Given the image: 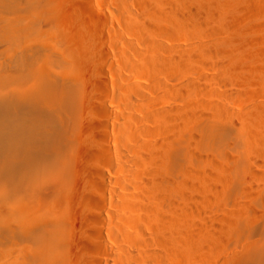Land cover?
I'll use <instances>...</instances> for the list:
<instances>
[{
	"label": "bare ground",
	"instance_id": "obj_1",
	"mask_svg": "<svg viewBox=\"0 0 264 264\" xmlns=\"http://www.w3.org/2000/svg\"><path fill=\"white\" fill-rule=\"evenodd\" d=\"M129 1L120 0L126 15L132 13ZM254 1H250L255 4L252 9L259 12L264 6V0ZM141 2L144 3L141 4L144 16L160 10L159 4L164 6H161L164 25H159H163L166 36L174 39L190 27L197 29L200 36L208 31L210 35V30L213 29L214 34L215 30L224 35L232 33V21L228 20V15L232 12L228 5L231 0H153L158 5L150 0ZM155 6H158L156 11L152 9ZM250 13L252 15L254 11ZM131 17L128 18L131 26L143 32L145 23L138 16ZM157 23L155 27H158ZM130 24L128 28H131ZM51 25L52 0H0V175L9 176L0 183V264H190L193 257L206 259L203 260L206 263L207 258L211 259L209 255L212 254V249L219 246L221 248L227 235L234 237L232 240L239 238L243 242L226 264H264V211L259 213V208L264 206V103L235 110L229 101L234 98L239 100L247 94L239 89L240 93L228 89L231 77L237 69L233 66L232 58L246 53L254 55L258 47L250 45L245 37H240L238 46L233 48L228 45L227 49L230 50L232 58L226 60L227 62L217 60L218 62L212 64L207 57L215 53V46L207 44L209 41L193 45L190 53H186L184 49L182 52L180 45L179 53L171 49L167 52L170 57L165 59L161 58L164 53L161 48L165 44L164 40L160 39L163 41L160 45L159 38L154 40L157 43L152 42L153 39L141 42L144 46L143 53L145 47L153 51L150 57L144 54L145 57L139 56L141 59L138 57L140 60H135V64L142 69L147 65L155 68V71L164 65L181 68L182 64L186 65L195 55L197 59L199 55L200 59L206 57L204 60L211 65L205 63L206 61L203 65L206 69L213 67L216 70L214 77L213 73L210 77L207 76L209 72H199V66L192 64V69L189 67V70L196 69L197 77L190 78L189 75L190 79L185 82L186 75L183 78L184 84H175L176 88L170 87L171 85L159 78H154V81L157 79L155 85L161 95L183 92L185 89V93L202 92L209 100L202 98L203 101H200L197 97L198 100L191 98L186 104L185 100L184 107L157 106L141 83L126 86V94L123 93L126 99L122 105L129 111L133 106L138 107V110L137 114L129 116L128 123L122 129L121 138L126 142L120 156L127 161V165L121 166L124 180L110 179L108 173L100 168L98 160L95 159L96 155L92 156L95 160L91 159L88 167V178L94 185L90 186L101 196L115 195L119 200L114 204H118L121 210L117 211L121 230L103 235L105 226L101 215L106 211L75 212L81 224H72L71 232L74 231L73 235L76 232L79 236V241L74 246L69 225L74 221L69 220L68 223L65 212L52 211L47 203L56 201L65 186L66 176L61 157L66 148L61 147L59 133L52 131L48 134L47 130L46 135H40L39 130H44L41 122L43 120L35 109L36 100L46 101L47 94L56 96L60 93L57 81L60 78L50 74L53 71L50 65H60L61 58L59 41L50 38ZM159 28L158 30L161 29ZM219 37L223 38L222 35ZM226 39V44L233 40L232 36ZM141 45L138 46L140 50L143 48ZM172 45L171 47H176ZM161 51V56L156 53ZM103 53L101 55L105 57L106 54ZM170 69L171 67L168 70ZM101 108L103 114H109L115 119L128 117L115 115L105 106ZM56 116L60 118L58 109ZM132 121H136L138 126L131 128ZM103 123V128H107L106 122ZM152 123L162 124L163 129L171 133V137L165 135L167 138L163 139V136L159 141L151 138L153 129H156V126L150 129L149 125ZM28 157L37 158L39 167H28ZM100 159H104L101 162L106 168H111L112 158ZM48 166L53 167L50 174L46 171ZM16 168L22 169L20 175L10 177V173ZM254 180L259 184L255 186ZM256 193L258 198L253 199L251 211H237L234 216L229 215L227 221L220 219V224L216 222V217H210V220L215 219L219 225L211 221L197 222L190 218L194 211L196 214L205 211L210 201L220 207L223 200L234 204L242 196L255 197ZM90 199V203L94 205L92 208L103 207L102 198L94 195ZM144 199L149 200L147 205L144 204ZM160 200L168 203L166 211L161 209L164 201L159 206ZM109 214L115 216L113 212ZM246 238L253 239L247 242Z\"/></svg>",
	"mask_w": 264,
	"mask_h": 264
},
{
	"label": "rangeland",
	"instance_id": "obj_2",
	"mask_svg": "<svg viewBox=\"0 0 264 264\" xmlns=\"http://www.w3.org/2000/svg\"><path fill=\"white\" fill-rule=\"evenodd\" d=\"M150 1L151 3L156 4L155 2H153V0H150ZM250 1H254V0H248V1L247 0H231L230 2L231 4L230 3L228 4L230 5L229 9H232V12L229 13L228 15V20L232 21L231 22L232 23L231 24L232 33H230V35L229 34L224 35V33L218 32L217 30H215V34H214L213 32L214 29H213V30H210L211 36L208 34L209 33L208 31V33H205L207 34V36L205 37V34L203 36H200V34H198L197 29H193L192 27H190L189 30L187 29L185 32L183 31L182 33H180L181 35L180 34L176 35L174 39L173 37H170L168 35L166 36V33L164 32L162 28V26L164 25L163 16H161L162 7H164L162 4H159L160 10H157V11L155 10V9H158V6H155L156 8H152L153 10L156 11V13L152 12L151 15L144 16L142 15V11H141L143 8V5L141 4H144V3H142L141 0L140 1L130 0L129 1L130 3L128 2L127 3L128 5L130 4L129 8L132 13H128L127 14L128 17H127V15L124 13L125 10H123L121 6L120 0H90V1L52 0V25H51L52 31L50 34V38L52 40L59 41L60 48H61V58H60V65L58 66L50 65L51 70H53V71H50V74L55 78H60V79H57L58 84L60 85L59 87L60 93L56 96L52 94H47L48 96H47L46 101L36 100L35 109L37 110L39 117L43 120L41 121L40 119L44 127L43 131L39 130L40 135L41 134L46 135L47 130H48V134H50L52 131L57 132L59 133L58 134L60 137L59 142L61 144L62 149L66 148V151L61 157V162L64 165V168H63L64 175L66 176L65 186L63 187V190L56 201L52 200L47 203H48V207L52 211L65 212V214H67L69 217V218L67 217L68 223H70L69 220L74 221L69 224L71 227L70 234H72L71 236H73L72 243L74 246L75 244L78 243L77 241H79V236L76 232H75V235H73L74 231L73 233L71 232V230L73 229L72 224L77 223L78 226H80L81 224L80 220H77L75 212L91 211V210L92 211H106V212H103L101 215L102 218L104 219L103 224L105 226V231L103 235L106 236V233L108 232L117 233V232H120L121 230L120 225H118L119 222L121 221L118 216L119 214L117 213V211H121V210L119 209L118 204H117L118 206L114 204L118 202L119 200L117 199L115 195L114 196L116 198H113L114 196L111 197L108 194L101 196V194H99L98 192H96V190H94L95 188L92 187L94 185L90 182L88 178L89 173H90L88 167H89V163L91 159L92 160L97 159L99 162L100 168L105 170L108 173L107 175H109L110 179H112L113 181L114 180L122 181L123 179V174H122L123 172L121 170V166L127 165V161L120 156V151L123 152L124 145L126 142L121 138L122 129L125 126V123H128L127 121L129 120V116H132L133 114H137V110H138V107L133 106V108L129 111L126 107L122 105V102H124V100L126 99V98L124 99L125 96H123L126 94V92H124L125 88H127L126 86L128 85L131 86L132 84L135 85V84L141 83L146 89L145 92L146 91H147L146 93L149 92L148 93L149 98L154 99L155 100L154 102L157 106L167 105L166 107H172V106L173 107H177V106L184 107L183 104L185 100H186L185 101V104H186V102L189 99L191 98L197 99V97L198 99H200V101H203V99L209 100V98L203 95L202 92L201 94L199 91L198 92L188 91V93H185L184 92L186 91L185 89H183V92L176 91L172 94H166V95L164 94L166 96L164 97V95H161L159 91L156 89L155 82H157V79L159 78L160 80H163L164 83L169 84V86L171 85L170 87L173 86L174 88H176V86H174L175 84L176 85L177 84L179 85L180 83L184 84L183 78H185L186 75L187 77L186 79H184L185 82L188 81L191 77L198 75L197 74L198 72L196 71V69L195 71L194 69L193 71H191L192 64H193L192 66H196V67L199 66L198 68L200 69L199 72L200 71H202V73L209 72L210 75L207 73V76L212 77V75L214 74L213 75L214 77L216 74L215 72L216 70L214 71L213 67L211 66H210L211 69L210 68L206 69L203 63L205 61H206L205 63H208V61L209 62L211 61L212 64H214V62L215 63L218 62L217 60L227 62L226 60H228L229 58H232L231 54L229 53L230 50L227 49L229 47L228 45L230 44V46H233L234 48L235 46H238L240 42L239 38L245 37L246 38L245 41L248 42L249 40L250 45L253 44L255 48L258 47L257 48L258 50L254 55H250L246 53V54L237 55V57L232 58L234 60L233 66L236 67L237 69L235 70V73L231 77V83H230L231 85L228 86L230 87L228 89L230 91L232 90L233 92L237 90L236 92L240 93L238 92V89H239V91H242L243 93L245 92L247 95L239 100L234 98L229 101V104L235 110H243L244 108L246 109L250 106H259L264 103V14H263L264 6L263 8L260 9L259 11L261 12L260 14L258 11L255 12V10L252 9L254 8L256 4L255 1H254L255 4H252ZM247 3L249 5L251 4L252 6L251 5L249 6ZM245 4H247L250 8ZM246 8H248L249 10L248 9L245 10ZM250 12H252L253 14L250 15L251 14ZM129 14H130V17L132 15L135 17L136 16L140 17V18L138 17L136 18H138L140 21H143L146 24V25L144 24V26H146L145 28L146 30L144 29L143 32L140 30L141 31L140 32L139 30L137 31V28L135 29V27H132L131 24L129 23V19H130ZM145 20H147L148 22ZM157 21L159 22L157 23ZM143 22H141L142 25H143ZM127 23L130 24L131 28H128L129 24L127 25ZM156 23L158 24V27L156 26L157 29L155 27ZM159 24H163V25L161 26ZM149 26H152L153 28L152 27L150 28ZM159 26L161 29L159 28ZM249 27L250 28L252 27V28L250 29ZM158 28L162 30L164 33L158 30ZM155 29H156V32H155ZM248 29L250 31H248ZM139 33L141 34V36H139L140 35ZM221 35L223 36V38L219 37ZM230 36H232L233 40L232 42H229L228 44H226L225 40H227L226 38ZM212 37L213 39H211ZM215 38L217 40H215ZM156 39L159 40V42L157 41L158 45H160V43L163 42V41H160V39L165 41L164 45L166 46L161 45V48H163L164 53L162 51L160 53L156 52L157 54H160V56L162 53L166 55V56H163L162 54L161 58H164V59L167 57H170V54L167 52L171 49L172 51H175L177 53H179L181 50L183 52V49L185 50L186 53L187 52L190 53L192 52L195 44L198 45L200 44V42L203 43V41H204V44L209 41L207 44L213 47L215 46L214 47L215 53H213L214 55L212 54L211 57H207L210 59L212 58L211 60L208 59V61L204 60V58L207 59L206 57H201L200 59L199 58L200 55H199L197 59V55H195L196 58L195 56L193 57V59L191 58V61L186 63V65L182 64L183 68L182 67L176 68V67H172L168 65H164V67L163 66L160 67V69L157 71H155L156 69L150 67L149 65H147L144 68L145 70L142 68H139L135 64L137 62L135 60H138L142 56L145 57V55L146 57H150V53L151 55L153 54V51H151L150 48L148 49L146 47L143 53L142 50L144 49V46L143 44L141 45V42H144V40H148V41L152 40V42L157 43L156 41H154ZM250 39H252L251 42H250ZM180 41L182 44L180 43ZM195 41H198V42L194 43ZM137 42H139L140 43L139 45L143 47L141 50L138 47L139 45ZM168 42L170 43V45H168L169 44ZM183 43L185 44L189 43L188 45L186 44V49H185V44ZM171 44L175 45L176 47H171ZM180 45L182 48L181 50L179 48ZM190 45L191 46L194 45V46L190 47ZM163 46L166 48V50H164ZM168 46H170L171 48L169 49ZM224 47L225 49L223 50ZM220 49L222 50L220 51ZM260 49H261V52H260ZM101 51H103L106 54L105 57H102L101 54L103 52ZM140 51L143 55L139 53ZM217 51H219L218 52L219 55L217 54ZM146 52L149 55H147ZM103 58L105 59L102 60ZM127 62L130 64H126ZM194 62L196 65L194 64ZM187 64H188V69H186ZM130 65L131 66L134 65V66L131 67ZM170 67L171 69L168 70ZM189 67H191L190 70H189ZM163 68L166 70H163ZM178 68L182 70H178ZM136 69H139L138 71H140V69L142 70L138 72ZM99 71L100 72L102 71V73H100ZM141 72L143 73L145 72L144 75ZM152 73L154 74L156 73L157 75L153 74L152 76L154 77H152L151 76ZM188 76L190 77L189 79H188ZM154 78H157V79H155L154 81ZM179 80L180 81L182 80V81L180 82ZM245 88H246V91H245ZM154 89L156 91H154ZM155 92H156V95L154 94ZM184 94L186 97L184 96ZM159 95L161 96L159 97ZM155 96H156V99H155ZM160 101L163 103H161ZM104 106L105 108L107 107L108 109H110V111L113 112V114L115 115H118V116L125 115L126 117L127 116L128 117L124 119H115V117L113 116L110 117L109 114L105 115L102 113V110H101L102 109L101 107H104ZM57 109L59 110V115H60L59 119L56 116ZM103 121H105L106 124L108 125L107 128L104 127L105 129L103 128V125H102L104 124ZM100 124L102 126H100ZM137 124L138 123H136V121H132L130 123V127L135 128L136 126H138ZM153 124L154 123H152V125ZM152 125H149L151 130L154 128V126H156L155 127L156 129H153L152 134H151L152 135L151 138H153L154 140H157V139L158 141L162 140L163 136L165 137V135L166 136L168 135L167 136L168 138L171 137V133L170 132L167 133V130L163 129L164 126L162 124L159 123V124H154L153 126ZM167 137L163 139H166ZM238 147L241 148V146H238ZM95 155L96 157L98 155L100 156H98L99 158L98 157L96 158ZM92 156H94L95 159ZM102 157L112 158L113 163L110 166L111 168H106L104 166L105 164L103 163L104 162L103 160L105 158L102 160L100 159ZM28 158L30 159V157ZM27 164H28V167L30 168L39 167L37 165L39 164L38 160L35 157L34 159L28 160ZM21 171L22 169L16 168V170L10 173V177L12 176L16 177L20 175ZM46 171L49 174L52 173L53 167L52 166L46 167ZM3 175L4 174L0 175V183L4 182L6 178L9 177L6 174L5 176ZM254 182H255L254 185L256 186L258 182L255 180ZM112 183H111V187H112ZM113 187L116 188L115 185H113ZM92 189L96 192V194L94 191H92ZM94 195L97 196V198L99 199L102 198L104 200L103 207L99 208L97 206V208L94 207L95 209L92 208L94 205L90 203L91 202L90 198L92 197L94 198ZM254 195L255 197L247 195L246 198L244 195L239 200V202L237 201L234 204H231V202H227L226 200H223V203H221L222 205L220 207L214 205L213 201H210V203L207 204V208L205 211H201V210H200L201 212L197 211L199 212V214H196V211H194V213L192 212L193 214L191 213L192 217L190 218L197 222L199 221H206V222L209 221L210 222L211 221V223H214L215 219L212 218V220H210L211 219L210 217H216L217 219L216 222L217 221L219 222L220 219H222L223 221H227L228 220L227 217H230L229 215L234 216L235 214L238 213L237 211H242V212L251 211V205L254 202L253 199L258 198L257 193ZM146 200L147 199L143 200L144 204L149 202V200L148 201ZM162 201L164 200L158 201L160 202L159 203L160 207L162 205ZM164 203H165V206L168 204L166 201H164L163 207H165ZM163 207H161L162 210L164 209L166 211L168 209V205L165 208ZM263 207L264 206H261L259 208L262 210V211L260 210L259 213L264 211ZM107 211H109V213L113 212L115 216H111ZM255 219L258 220L257 217ZM216 224L219 225L218 223ZM227 236H225L227 238H224L225 240L223 241L224 243L221 246V248L219 246V247H214L213 248L214 251L212 249V254L209 255L211 259L207 258L209 260V261L207 260L208 262L207 261L206 263L203 262V260H206V259H203V258L201 259L200 257H197L196 259V257L195 258L193 257L190 264H201V263L213 264V262L214 264H226V261H228L231 257L235 255V253L239 250L238 249L239 246L243 242L242 239L240 240L239 238H236L235 240H232L234 239V237L232 238L231 235H227ZM248 238H251V237H248ZM248 238H246L247 242L253 239V238L252 239H248ZM234 242L238 244L240 243V244L237 245ZM216 260H219V261H216ZM210 261H213V262L209 263Z\"/></svg>",
	"mask_w": 264,
	"mask_h": 264
}]
</instances>
